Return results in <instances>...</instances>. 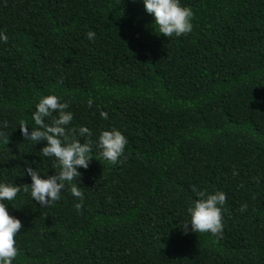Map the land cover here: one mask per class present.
I'll return each mask as SVG.
<instances>
[{
    "label": "trees",
    "instance_id": "trees-1",
    "mask_svg": "<svg viewBox=\"0 0 264 264\" xmlns=\"http://www.w3.org/2000/svg\"><path fill=\"white\" fill-rule=\"evenodd\" d=\"M182 3L193 30L167 38L143 0H0V181L55 172L46 141L19 129L36 127L42 94L93 140L113 126L128 138L116 164L93 149L83 201L71 185L46 207L23 191L6 201L23 225L13 264H264V0ZM193 185L226 193L222 236L183 230Z\"/></svg>",
    "mask_w": 264,
    "mask_h": 264
},
{
    "label": "clouds",
    "instance_id": "clouds-1",
    "mask_svg": "<svg viewBox=\"0 0 264 264\" xmlns=\"http://www.w3.org/2000/svg\"><path fill=\"white\" fill-rule=\"evenodd\" d=\"M145 10L152 14V27L158 35L167 38L187 35L193 30L194 11L191 6L182 3V0H143ZM89 40L96 36L95 31L86 33ZM8 36L0 31V42H7ZM89 108L93 99L87 100ZM69 102L56 93L42 94L32 112V120L36 127H27L23 120L19 121V129L26 140L34 144L40 141L46 143L40 148L41 159L53 160V174L41 172L31 164L23 171V176L31 178V183L21 184L0 181V264H13L19 254L17 235L23 227L20 218L11 215L6 201L12 202L21 191L28 193L41 207H46L61 199L66 185H71V194L83 201L84 193L78 186L80 169H87L93 158V149L99 150V156L111 164L122 162L127 136L116 127L102 129L98 137L93 140V131L87 125H72L74 113L69 110ZM99 108V105H97ZM102 119H108V112L100 110ZM8 126L5 120L0 122V143L8 144L9 135L3 130ZM83 137V142L79 139ZM42 173H44L42 175ZM75 181V182H74ZM197 199L191 201L187 207L188 219L181 225L185 233H210L219 237L223 235L224 220L223 206L226 202V193L222 190L212 192L192 186ZM79 211L81 203H75ZM247 205H243V211Z\"/></svg>",
    "mask_w": 264,
    "mask_h": 264
}]
</instances>
